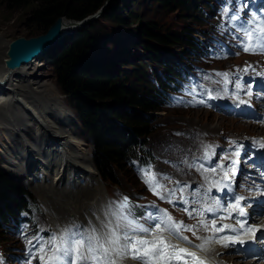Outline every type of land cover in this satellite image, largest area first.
<instances>
[{
    "label": "trees",
    "instance_id": "trees-1",
    "mask_svg": "<svg viewBox=\"0 0 264 264\" xmlns=\"http://www.w3.org/2000/svg\"><path fill=\"white\" fill-rule=\"evenodd\" d=\"M106 1L0 0V6L8 11L25 10L32 24L40 27L42 31H47L60 17L71 21L86 19L101 10ZM130 1L133 5L138 4V0ZM156 1L167 9L180 10L187 7L185 0ZM210 1L212 0H203L202 4L206 6L199 7L201 17L190 12L186 16L187 19L194 20L195 30L204 29L202 25L205 21L204 8L209 7ZM222 1L230 2L233 9L237 8L238 0ZM121 10L120 4L113 2L102 11L101 19L120 27H128L129 22ZM240 14L236 10L237 17H240ZM128 17L130 22L142 20V16L137 15L135 11L130 12ZM90 25L84 26L74 35L65 37L60 45L53 47L40 58L47 56V60L52 63L61 93L77 112L82 130L92 146V161L90 155L84 153L80 142L77 141V134L67 113L68 107L61 104L63 98L58 89H43L37 82L38 77L25 73L26 69L28 71L31 69L34 62L15 72L5 70L6 51L10 41L5 39L4 34H0V85L4 80H6L4 85H7V89L4 88V92L0 93V164H3L6 172L21 177L32 188L35 181L42 180L49 186L56 183L59 193L74 192L82 182L95 173V170L102 181L117 185V177L132 160L141 164V161L150 158L149 152L145 149V139L151 134L153 125L151 127L150 125L154 118L162 111L164 104L162 92L171 90L173 78L181 75L177 71L180 67L176 62L167 58L163 60L164 58L159 55L160 49L152 47L149 43L174 45L180 43L188 48L186 55L191 54L194 44L190 36L192 30L185 33L184 37H173L156 33L147 27L148 23H145L139 33L145 40L142 49L146 52V63L141 66L129 62L133 70L123 71L121 75L114 76L117 64L124 62V52L121 48L128 46L129 43L136 47L138 40L132 36L129 39L121 36L116 42L115 50L102 49L98 54L99 59L91 58L94 38L89 36ZM200 32L203 31H198ZM98 34L95 33V36H99ZM99 44L98 42L97 50ZM108 56H113L118 61L116 68L111 69L115 63L113 58L109 59L108 63L99 61ZM134 57L138 55L135 54ZM161 60L164 61V64H161V71L167 74L161 75V71L152 68L151 64H158ZM102 64H106V67ZM149 70L153 73L155 71L156 75L149 73ZM24 107L31 110L42 125L34 117L29 116ZM20 116H26V122ZM19 134H25L26 137L29 135L34 138L35 143H30ZM52 135L58 139L55 141L57 144L52 140L54 139ZM27 150H30L29 154L33 158H37L36 162L27 154ZM44 156L55 159V162L46 165L41 160ZM44 170L47 177L39 179L43 176ZM30 202H34V199L0 169L1 236L5 235L1 231L4 228L2 225H6L16 213L26 211Z\"/></svg>",
    "mask_w": 264,
    "mask_h": 264
},
{
    "label": "rangeland",
    "instance_id": "rangeland-1",
    "mask_svg": "<svg viewBox=\"0 0 264 264\" xmlns=\"http://www.w3.org/2000/svg\"><path fill=\"white\" fill-rule=\"evenodd\" d=\"M185 1L187 3V7L180 8V10H175V8L167 9L163 7L161 4H158L156 0H138L137 5H133L130 0H110L107 3L105 2L106 3L105 8L110 6L113 2L119 3L120 8L122 9L121 11L122 13H124L122 15L124 16L126 21L129 22L128 24L129 26L120 27L118 25H114L110 22L104 21L103 19H101L102 13L96 19L91 20V22L87 23L85 26L91 24L89 26V36H91V38H94L93 44L91 45L92 53L91 52H90L91 54L89 53L90 57L99 59L98 54L100 53L102 49H106L107 51L115 50L116 42L119 37L123 36V37H127L126 39H129L132 36L134 39L138 40L137 41L138 45L135 47L131 43L128 42L129 43L128 46L121 48V51L124 52V59H123L124 62L118 63V61L113 56H108V57H105L99 60V61H104L105 63H108L109 59H112V58L115 59V63H113V68L111 67V69L116 68V63H118L117 71L115 72L114 76H119L122 74L121 72L123 71L133 70L131 66L128 64L129 62H135V64H139L143 66L142 64L146 63L147 61L146 52L142 49V45H144L145 40L142 38L141 34L139 33V30L143 27L145 23H148L149 25L147 27L155 31L156 33H159L162 35L173 36V37H176V36L184 37L185 33H188L189 30H192L193 33H190L191 40L192 38L193 40L196 38L197 42L199 43V47L203 45V48L199 49V47H197L196 49L198 51L197 53L202 55V59L200 62H198V66L196 67V69H198L199 67H201V69L197 73L196 72L193 73V71H191L190 75L191 77H194L193 86H196L197 83L203 84L204 89L202 90V95L203 97H205L208 94V84H209L208 79H211L205 76V70H206L205 65H204L205 59L208 57H211L213 58L212 59V62H213L215 58L216 63L212 65L214 68L216 67V65L217 66L221 65V67L223 68H225V66L232 67L234 64H232L231 58L225 57L226 60H221L224 58V55L228 54V48L231 46L230 42H239L240 46H242L241 42L247 43L248 41H247V37L243 33H240L239 35H235L233 34L234 32L231 31L230 29L225 30L223 32V35L221 34V31L217 32L216 30H212V28H214L215 26V23L219 22L221 24H225L230 18L228 17L229 11L225 12L226 8L224 7L220 8V10L218 11L217 8L219 6L215 3H213V8L211 9L204 8L206 9V13H207L205 17V21L202 23L204 29L200 30L196 28L195 30L193 26L194 20L187 19L186 16L190 12L192 14H196L198 17H201L199 7H204L206 5L202 4L203 0H185ZM243 2H244L243 4L247 3L246 0H243ZM134 11L137 12V15L142 16V20L140 22H136V21L130 22V18L128 17V14ZM78 31H75V32L72 31L67 36L74 35ZM198 31H204L205 34H198ZM45 32L46 31H42L40 27L32 24V22L28 20V15L25 10L8 11L4 7L0 6V34H4L5 39L7 41L12 42L15 39H18L21 37L28 39L30 37H35L40 34H43ZM95 33H99L98 34L99 36L96 37ZM98 42L100 44L98 46L99 49L97 50L96 46L98 45ZM61 43L62 42L58 43L57 45H60ZM149 44L152 47H155V48L158 47L160 49L161 54L159 55L162 58H166L168 56L174 59L180 58L182 61L186 60L187 58L186 52H188V48L185 45H182L180 43L177 45H174V44H158L155 42H150ZM135 54H138L139 56L134 57ZM243 56L245 55L241 53L240 57H243ZM252 58L253 60H257L258 62H260L261 65L264 66L259 56L254 55ZM188 60L189 59H187L186 61ZM219 60H221L220 61L221 63L218 62ZM161 64H164L163 60L159 61L158 64H155V65L151 64V65H153L152 68H154V70L157 69L161 71ZM102 66L106 67V64L105 65L102 64ZM152 68H149V69H152ZM104 72H106V74L113 75L112 73H109L107 71H104ZM25 73L38 77L37 82H39L40 85L43 86V89H54V88L58 89L59 93L61 94L63 98V101L61 104L68 107L67 113L70 115V120L77 134V137H76L77 141L80 142L81 144L80 147L86 153L90 155V158L92 161V146L90 144V141L82 130V125H81L79 116L77 112H75L74 107L70 104V101L67 100V98H65V96L61 93L57 85L56 73L54 71L52 63L47 60V56L34 60V63L32 64L31 69L29 71L26 70ZM149 73L156 75L155 71L153 73V71L149 70ZM163 74H166V72H163ZM254 77L261 79L263 76L256 75ZM125 82L128 83L127 80H125ZM217 84H221V83L218 82ZM4 87H7V85H5ZM204 91L205 92L207 91V92L205 93ZM191 98L192 96L188 97L187 98L188 100H186L183 105L174 107L171 110L170 108L173 105L168 106L166 109H162V111L154 118L153 123L150 125V127L153 125L151 134L147 136V138L145 139V143L149 142V145L148 143L147 145L156 158L153 162L154 168H157L158 170H163V171L166 170L165 166L170 163V161L168 160L166 156L167 150L169 149L168 151H170L171 149L176 147L177 145L175 142L183 140V137L177 138L176 136H174L173 132L181 129V127L184 124L195 126L197 128H200V127L205 128L207 132H210L209 133L210 135L212 134L210 137V141L213 143L214 148L216 149L225 147V145H223L222 142L227 143L228 140L229 139L232 140V138L248 137L249 135L250 136L251 135L264 136V127H263L264 125L261 126V128L260 127L259 128L258 127L248 128L246 125H244V123H242L243 121L239 122L236 119H233L232 118L233 116L232 117L227 116L230 110L222 111V108L218 107L216 104L214 106H211L213 107L212 112L216 114H220V115L206 116V113L211 112L207 109H206V113L202 111H194L193 113L192 112H188V113L182 112L183 110L188 108V102H189V99ZM261 101L264 102V94L261 95ZM196 115L198 116V118H196ZM221 115L225 117L226 119L224 120V118H222ZM20 118L23 119L24 122H26L27 120L26 116L25 117L20 116ZM182 118L184 121H182ZM27 124H28V121H27ZM259 138H262V137H257V139ZM252 140L248 141L246 139H243L242 142H248V144L245 145L243 148H240V149L236 148L235 151L244 150L245 154L249 153L250 149L248 147L251 145L250 143H252ZM260 140L264 141V139H260ZM162 144L163 145L165 144V145L163 146ZM170 144L172 146H170ZM219 154L220 153L218 151L215 158L213 159L212 158L213 156H211V159L217 160V157L220 156ZM236 156L237 154L235 153L233 157V164H235L234 158ZM225 162H226V159H225ZM224 164L225 163H223V165ZM199 165H201L202 167ZM223 165H220V166H223ZM153 166H152V169H153ZM205 166L206 165L204 163L198 164L199 169L203 170L204 172H207V171L209 172V170H207ZM0 169L9 178H11V176H14L4 170L3 164H0ZM219 173H220L219 169H216L210 172V174L213 175L211 177L212 181ZM98 178L101 181L104 195L106 196V197L104 196L105 197L104 200L108 199L107 205L109 207H112L114 211L117 209V205L121 201H123L125 197H127V199L129 200L128 194L135 198L142 196L141 199L143 201L148 200L149 196L146 193L147 189L145 188V186L143 187V177L142 176L138 177L136 174H134L133 170L130 169L128 166L123 171V173L117 177L116 179L117 185H114L109 181L104 182L100 179L99 176ZM11 179L13 180V177ZM14 181L18 182L19 186L25 192H27L30 198L36 200L39 203L41 212H35L33 216L35 226L42 233H44V231L45 232L48 231V234L45 233L46 239L48 241H51L54 236L57 237V234L54 231L55 227L52 222L54 218L53 217L54 212L59 211L63 215H65V209H69V204H70V200L72 199V197H65V198L56 200L57 199V195H56L55 201L49 202V205H51V208H50L51 215L49 216L47 215L45 209L43 208L44 206L42 205V203H40L36 194L30 189V187H28V185L25 184V182H23L22 179L21 180L16 179ZM141 181H142V185H141ZM142 189H144L143 192H142ZM169 189H173V186H169ZM194 200H196V198H194ZM194 200L190 202V205L189 203L187 205H188V208L192 207L191 210L195 212L194 209H196L198 206L191 205L194 202ZM149 205L154 206L156 210H158V213H159V210H160L159 203L155 204V202H149ZM160 213L165 217V219H167V216L164 215L165 214L164 210L160 211ZM143 217H147V214L144 213ZM49 219L51 223L49 222ZM87 219H88L87 225L84 227L85 232H87L92 227H94L93 216L88 217ZM132 219H134L139 225L143 227L145 226L144 220L140 218H135L133 216H132ZM62 225L67 228L74 227L76 226V220L73 219L68 223H63ZM2 226H5V225L3 224ZM185 226L187 228L193 229V231L203 230V224L199 223L198 220L185 222ZM11 227L12 228L9 230V232H8V229L6 228L1 229L3 235L5 234L6 236L0 235L1 236L0 237V246H1L0 247V264H26L28 260L25 257L26 249L27 251H29V254L37 253L39 255H43L45 253L48 254L50 252L48 249L44 251L43 253L40 251V249L42 248L41 239H39L37 243L32 244L30 235H31V230L33 228H31L30 225L27 226L24 224H20L19 226L14 225ZM181 231L184 235L190 236L187 233L188 231H183V230ZM157 235L158 234H156L155 236ZM149 236L151 235L149 234L145 237H149ZM206 240L207 239L201 238L200 241L196 244V247L203 244ZM182 242L189 243L187 241H182ZM219 253H220L221 258H226V255L223 252H219Z\"/></svg>",
    "mask_w": 264,
    "mask_h": 264
},
{
    "label": "bare ground",
    "instance_id": "bare-ground-1",
    "mask_svg": "<svg viewBox=\"0 0 264 264\" xmlns=\"http://www.w3.org/2000/svg\"><path fill=\"white\" fill-rule=\"evenodd\" d=\"M73 24L74 23H72L71 21H69L67 19H63V27H64L66 32H70L72 30ZM70 33H68L67 35H69ZM63 39H61L59 41V43ZM51 49H49L47 52H49ZM177 59H180V58H177ZM221 60H226V58L224 57ZM221 60H219L218 62H220ZM32 62H34V61H32ZM32 62H30V63H32ZM30 63H28L27 65H29ZM23 66H25V65H22L21 67H23ZM218 66L223 70L224 69L228 70L231 68V67H226V66H225V68H223V67H221V65H218ZM21 67L19 69H21ZM187 68H188V66L184 67L185 70ZM19 69L12 70L11 72L18 71ZM6 71H8V70H6ZM235 75L237 78L245 79V77H243L242 71H237ZM251 75H253V76L246 77L245 84H250L252 82H255L252 78H255L254 76H256V75H262V74L257 73V74H251ZM4 81L6 82V80H4ZM208 81H209L208 94L205 97H203L202 90L204 89V86L201 83L197 84L199 91L194 90V92L192 94V98L189 99L188 108L183 110L182 112H186V113L192 112L193 113L194 111H202V112L206 113V107H210L209 111H211V112L206 113V116H213V115H220V114H216V113L212 112L213 107H211V106H214L216 104L215 102H226V101H228L230 103H233L236 106H241V102L239 100H237V98L233 94H230V91H232V88H230V87L225 88L223 85L217 84L218 82H216V80L214 78L208 79ZM0 88H2L1 85H0ZM224 90H227V92H224ZM1 92H4V88L2 90H0V93ZM223 93H225V94H223ZM186 100H188V99H186ZM200 100H204L206 102V104L198 103V101H200ZM20 102L22 103L21 100H20ZM25 107H26V105H25ZM25 107H24V111H27V109H25ZM224 110L225 111L230 110L227 116H229V117L233 116L232 118L236 119L239 122L243 121L242 123H244V125H246L248 128H251V127H258V128L260 127L261 128V126H255L252 123H248L243 118L238 117V115H235L234 111H232L231 109H223L222 108V111H224ZM29 116L33 117L32 114H30V113H29ZM196 118H198L197 115H196ZM222 118H224V120L226 119L223 116H222ZM182 121H184L183 118H182ZM209 133L210 132H207V130L205 128H202V127L197 128L195 126H190L188 124H184L181 127V129L173 132L174 136H176L177 138L183 137V140L175 142L176 145L179 147L176 146L173 149H171L170 151H168L169 149L167 150L166 156H167L168 160L170 161V163L165 166L166 170L163 171V170H158L157 168H154V166H153L154 163L152 164L153 169L151 166L152 172L160 180H170V182L174 183V189L173 190H175V192L172 195H168V200L171 201L170 203L175 204V205H179L185 209H190V208H188L187 204L192 202L194 200V198H196V200L201 198L200 202L202 204H207L211 207L210 211H208V212H205L202 209H200V211H199V214H203L205 216L206 220H210L214 216L224 214V205H226V203L228 201V196H229L228 194H225V195L221 194L220 189L222 187L217 186L218 185L217 183H218V177L221 176L224 173V171H226L225 168L227 166H228L227 170H230L231 167L233 169L234 154H233L232 159L226 158V162L224 161L225 164L223 166L218 165L216 163L217 160L220 159V156L222 154H224L227 150L235 151L236 148L240 149V148H243L245 145L248 144V142H242L243 139L239 140V141L234 140L236 144L231 143V148H228V143L232 141L231 139H229L227 143L222 142V144L225 145V147L216 149V148H214L213 143L210 141V137L212 134L210 135ZM19 135L25 137L30 143H32V144L35 143L34 138L30 137L29 135L27 137L25 134H19ZM52 136L54 137L55 135H52ZM261 137L262 138L257 139L259 142L258 143L259 144V151L254 150L253 143H250L251 144L250 146L252 147L253 150H249V153L251 155L257 156L256 158L258 160L255 163V165L257 167L262 165L261 160L264 159V148H262L260 146L261 143H264V141L260 140V139H264V136H261ZM177 138H176V140H177ZM52 140H54V143L57 144L55 141L56 140L58 141V139H56L54 137V139H52ZM247 140L248 141L252 140V138H249ZM170 146H172V145L170 144ZM173 146H175V145H173ZM205 146H208V147L206 148ZM34 148H36V146ZM218 151L220 153L219 154L220 156L217 157V160H212L211 159L212 153L214 152V154L216 156ZM29 152H30V150H27V154H29ZM84 153H86V152H84ZM86 154H88V153H86ZM164 155H165V153H164ZM30 157H32V156L30 155ZM33 159H34V162L37 161L36 157ZM41 160H43L46 165L52 161L55 162V159L47 157V156L42 157ZM199 163H204L206 165L205 167L212 169L211 171H213V169H215V170L219 169L220 173L212 181L211 177L213 175L210 174L211 171L204 172L203 170L199 169L198 168ZM92 165H93V163H92ZM199 166H201V165H199ZM209 166H211V167H209ZM93 167H94V165H93ZM245 167H248V166H245ZM12 177H13V180H16V179L21 180L22 179L21 177H18L15 175L11 176V178ZM44 177H47V173L45 170L43 171V176L40 177L39 179H43ZM164 177H167V179H165ZM36 179H38V178H36ZM22 181L25 182L23 179H22ZM25 184H26V182H25ZM141 185H142V181H141ZM219 185H221V184H219ZM144 186L147 189L146 193L149 196L148 200L144 201L145 208L148 211V213L151 215L158 214V210H156V208L154 206L149 205V202H155V204L158 203V201L155 198L156 196L153 195V193H151L148 186L144 183V179H143V187ZM28 187H30V189L36 194L40 203H42V205L44 206L43 208L45 209L47 215H49V216L51 215V213H50L51 205H49V202L55 201L56 195H57L56 200L62 199L65 197H72V199L70 200L69 209H65V215H63L59 211H55L54 215H53V217H54L53 221H52L53 225L59 231V233L61 235L63 234V230L58 228L56 225L61 226L63 223H68L73 219H75L77 221H83V222L87 221L88 217L93 216V219H94L95 215H100L102 213L103 208L107 212H109L107 200H104V198L106 196L104 195V191H103V188L101 185V181L98 178V174H97L96 170H95V173L90 175L86 181L82 182L76 188V190L74 192H72V191H70V192L69 191H61L59 194L57 191L58 186L56 185V183H54L52 186H49L47 184V182L45 183L42 180L35 181L33 184L34 188H32L29 185H28ZM180 189H183V191H181ZM188 189L192 190L194 192L189 191ZM173 190L170 193H173ZM143 191H144V189H142V192ZM176 191H177V193H176ZM138 198L141 199L142 196H139ZM168 208H169V210H171V207H168ZM198 208L199 207H197L196 209H198ZM196 209H194V210L196 211ZM72 212H74V213H72ZM95 220H96L97 226L99 228H101L102 225L109 222V219H100V220L95 219ZM150 221L152 223H156V224L158 223V221H154L153 219ZM49 222H50V219H49ZM215 227L217 229L221 227L220 221L218 223H215ZM210 230H213V223L210 224ZM157 232H158L157 236L151 235L149 237H140V238H144V239H148V240H160V239H162V240H165V241L171 243L172 245H174L172 242H170L168 240V238L166 236L162 235L160 230H157ZM184 243L190 245L189 243H186V242H184ZM156 246L157 247H163V245H159V244H157ZM219 246H220V250H221L223 248V244L220 243ZM149 247H152V246L149 245ZM175 248L177 251L180 250V248H178L176 246H175ZM224 254L227 255L226 253H224ZM171 255H172V259L170 261H168V264H184L183 259H181V260L175 259L176 253H172ZM204 256L206 257V259H209L211 262H213L215 264H218V263L222 262L223 260L229 259L227 256H226V258H221L220 253H215L213 251H209V252L205 251ZM187 260H188L189 264H207L203 257L195 256L193 254L187 256ZM123 264H133V263H123ZM157 264H164V261L159 260Z\"/></svg>",
    "mask_w": 264,
    "mask_h": 264
},
{
    "label": "snow or ice",
    "instance_id": "snow-or-ice-1",
    "mask_svg": "<svg viewBox=\"0 0 264 264\" xmlns=\"http://www.w3.org/2000/svg\"><path fill=\"white\" fill-rule=\"evenodd\" d=\"M225 12H227V9H225ZM237 18L235 15L231 17L232 20ZM257 19L254 14L248 22L249 25H255L254 27L241 26L238 29L247 37L248 42L241 43L243 51L249 54H264V18H261L259 23H257ZM247 70V68L244 69V71ZM217 75L228 76L227 73H217ZM237 87H240V85H237ZM198 103L206 104L204 100H200ZM230 143L235 144V141ZM254 143L259 142L254 141ZM260 146L264 148V143H261ZM205 147L207 148L208 146ZM236 154L238 155L239 153ZM142 172L144 173V183L149 190L153 195H159L157 189L160 185L156 183L155 174L151 172L150 168L144 169ZM164 178L167 179V177ZM217 186L222 187L223 185L218 184ZM228 187L230 188V185ZM180 190L183 191V189ZM174 192L175 190L169 195L174 194ZM161 199H165V197H161ZM242 199L243 197H235V203L231 204L230 207L233 210H237L240 216H246L244 208L240 206ZM182 210L187 211V209ZM164 215L167 216V213ZM109 216L114 217V220L110 218L109 222L104 224L102 230L93 227L85 232L80 230L79 226H74L75 230L73 227L66 228L58 238V242L57 237L54 236L49 241L50 245H54L49 249L52 254L48 256L47 261L41 256L43 264H123L127 259L136 261V264H152L153 261L159 260H163L164 264H168V261L172 259V253H176L175 259H183L184 264H189L187 256L192 254L186 253L184 249L177 251L175 245L162 239L148 240L140 238L139 234H151V229L139 225L132 219L127 197L117 205L115 211L109 212ZM171 220V216H167V219H160L156 224V228L167 231L174 239L186 241L187 238L181 237L179 231H193V229L187 228L183 224L170 223ZM237 223L241 224L242 229L244 228V222L237 220ZM203 226L207 227V225ZM223 230V228L217 229L213 222L214 232ZM231 231H235V229ZM248 232L253 234V239L257 238L255 235L256 229L249 227L245 229V233ZM221 239L225 241L223 244L225 248L230 246L227 241H231L232 244L237 242L236 237L224 236ZM206 243H208L207 240L197 247L203 251ZM240 243L243 244V241H240ZM157 244L163 245V247H157ZM149 245L152 247H149ZM40 251L43 253L45 250L41 248Z\"/></svg>",
    "mask_w": 264,
    "mask_h": 264
},
{
    "label": "water",
    "instance_id": "water-1",
    "mask_svg": "<svg viewBox=\"0 0 264 264\" xmlns=\"http://www.w3.org/2000/svg\"><path fill=\"white\" fill-rule=\"evenodd\" d=\"M106 3L101 10L82 21L69 20L74 23L70 32L81 30L87 23L91 22V20L96 19L105 9ZM63 19L66 18L60 17L56 19L43 34L30 37L28 39L21 37L10 42L6 51L7 58L4 63L5 69L9 72L19 69L22 65H27L28 63L40 58L42 54L46 53L49 49L53 48L57 43H59L61 39L70 33L65 31L63 27ZM5 83L6 82L3 81L1 82V85Z\"/></svg>",
    "mask_w": 264,
    "mask_h": 264
}]
</instances>
